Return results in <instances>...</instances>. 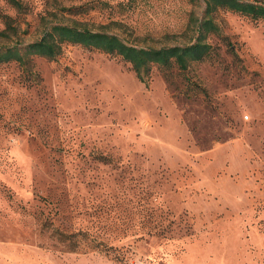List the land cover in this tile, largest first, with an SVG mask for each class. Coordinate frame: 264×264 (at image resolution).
I'll return each instance as SVG.
<instances>
[{
  "label": "rangeland",
  "instance_id": "1",
  "mask_svg": "<svg viewBox=\"0 0 264 264\" xmlns=\"http://www.w3.org/2000/svg\"><path fill=\"white\" fill-rule=\"evenodd\" d=\"M18 1L0 0V51L25 54L56 23L186 45L204 13L202 0ZM213 21L207 58L144 82L68 43L0 64V264H264V20Z\"/></svg>",
  "mask_w": 264,
  "mask_h": 264
},
{
  "label": "trees",
  "instance_id": "2",
  "mask_svg": "<svg viewBox=\"0 0 264 264\" xmlns=\"http://www.w3.org/2000/svg\"><path fill=\"white\" fill-rule=\"evenodd\" d=\"M8 1L17 9L22 8L18 0ZM202 3L204 13L195 28L197 39L194 43L159 48L137 47L105 31H92L79 25L68 26L56 23L51 25L45 37L27 45L25 54H20L16 46L0 51V64L11 61L24 64V56L29 54L52 60L59 55L62 44L68 43L120 56L131 66L136 78L144 82L154 66L163 69L176 66L184 71L190 64L207 58L211 46L205 40L207 34L217 31L213 15L218 10L238 13L253 20H264V0H202ZM11 23L12 19L5 16V29L1 32L2 35L7 36L8 31L14 34Z\"/></svg>",
  "mask_w": 264,
  "mask_h": 264
}]
</instances>
